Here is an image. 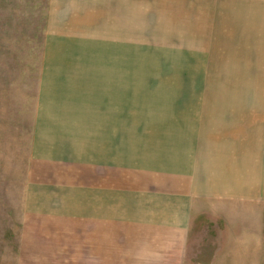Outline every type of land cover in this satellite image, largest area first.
Segmentation results:
<instances>
[{
    "label": "crops",
    "instance_id": "obj_1",
    "mask_svg": "<svg viewBox=\"0 0 264 264\" xmlns=\"http://www.w3.org/2000/svg\"><path fill=\"white\" fill-rule=\"evenodd\" d=\"M208 4L185 21L168 0H47L24 201L37 241L184 264L194 215L264 202V105L205 89L231 39Z\"/></svg>",
    "mask_w": 264,
    "mask_h": 264
},
{
    "label": "rangeland",
    "instance_id": "obj_2",
    "mask_svg": "<svg viewBox=\"0 0 264 264\" xmlns=\"http://www.w3.org/2000/svg\"><path fill=\"white\" fill-rule=\"evenodd\" d=\"M213 2L225 11L231 39L225 46L217 35L219 52L210 63L214 80L205 89L249 93L238 104L264 105V49L258 46L264 3ZM168 3L170 17L184 11L182 19L191 21L193 10L208 15L209 0ZM46 10L47 0H0V264H95L80 256L79 242L37 241L24 203ZM184 264H264V202L194 215Z\"/></svg>",
    "mask_w": 264,
    "mask_h": 264
}]
</instances>
